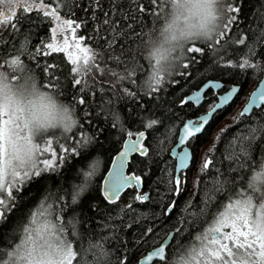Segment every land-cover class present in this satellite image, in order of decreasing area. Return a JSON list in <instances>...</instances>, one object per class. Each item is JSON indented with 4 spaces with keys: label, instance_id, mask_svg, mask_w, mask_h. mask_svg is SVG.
Instances as JSON below:
<instances>
[{
    "label": "trees",
    "instance_id": "16d2710c",
    "mask_svg": "<svg viewBox=\"0 0 264 264\" xmlns=\"http://www.w3.org/2000/svg\"><path fill=\"white\" fill-rule=\"evenodd\" d=\"M45 2L50 6L58 4L62 17L85 22L78 35L85 37V43L89 47L103 54V59L99 61L102 66L124 71L122 65L118 66L109 59L110 54L121 55L130 65H135L136 83L126 80L123 85H117L113 89L107 83L113 78L97 73L96 80L89 81L93 86L81 93L79 86L73 85L71 65L67 63L65 53L57 52L49 56L36 54V49L42 46V42H52L51 29L55 27L53 18L44 17L42 12L27 15L21 12L19 31L13 32L10 27L0 31V38L7 42L0 43V55L5 59L9 54H15V50L24 45L27 38L28 52L35 54L22 56L29 74L35 76L44 91L51 92L67 104L74 111L77 121L72 133H61L55 129L46 134L56 142L76 147L77 151L65 154V161L60 162L54 171H44V179L17 185L21 189L19 192L12 189L14 203L7 217L0 218V249L6 251L20 243L22 229L32 214L39 213L44 204H49L54 206L60 221L67 226L66 234L74 241V247L85 250L86 261L94 259L92 252L88 251L89 245L103 241L112 264H119L121 259L125 260V264H138L142 255L159 245L173 231L170 245L166 249L170 261L176 253L190 246L194 238L209 226L212 214L223 210L221 204L229 203V189L234 192L244 191L242 185H246L247 178L264 161V133L261 132H257L256 139L251 144V158L247 162L243 159L235 162L224 159L232 150L233 142H243L240 138L250 135L252 128L264 125V108L254 110L248 117H239L250 92L264 77V0H224L225 6L231 3L240 11L225 15H235L237 19L227 30L228 36L222 40L223 46L214 45L211 41H195L194 45H189L200 47L204 51L202 54H189L185 49L178 59L175 71L158 86L155 93H150L145 86L150 69L143 45L147 36L162 23L166 5H153L150 0H99V6L95 0ZM139 6L145 7L146 11L141 13ZM105 12L116 23V32L111 31L109 25H103ZM113 37L115 44L109 47L108 42ZM240 38L245 40V44L238 43ZM57 39L64 40L58 35ZM68 50L74 51L71 48ZM249 50L255 54L248 58L250 62L259 65L258 68L240 69L238 66H229L238 65ZM49 63L54 67L46 70ZM184 63L189 64L187 69L182 67ZM210 79L223 84L221 91L232 85L238 86L239 91L228 106L214 115L206 131L197 136L191 148L194 160L186 171L184 191L179 197H174L169 191L168 183L171 178L168 173L175 175L174 160L169 156L170 149L176 142L181 125L187 119L207 112L214 104L216 95L207 92L199 107L191 103L181 106L180 101ZM46 84L49 87H44ZM123 87L136 95L126 96L121 90ZM81 96L87 100L83 106L76 103ZM114 114L119 115V122L115 121ZM151 118H156L158 124L148 129L145 125ZM222 129L227 130L213 154L215 168L198 176L197 169L202 157L212 147ZM129 131L134 134L131 138L138 131L146 133L145 144L149 149V156L133 154L128 163V173H136L143 178L141 192H147L150 199L143 203L136 202V189L130 188L115 204H109L101 193L102 179L113 156L129 137ZM84 135L90 137V142L81 146L77 141ZM97 161L95 175L73 202V194L85 185L83 173ZM238 164H243V168L237 169ZM217 179L232 180V183L225 187L223 193H212L214 199L209 214L193 224L194 217L191 213L199 212L203 207L206 193L211 192ZM2 195L7 198V194ZM172 200L176 201L175 208L169 215H164ZM189 202L191 208L188 207ZM129 204L132 205L130 209L127 208ZM35 220H40L39 214L35 216ZM73 222L75 235L71 226ZM185 222L186 226H182ZM149 227L152 228V233L145 236ZM178 227H182L180 232L176 231ZM153 264L163 262L156 261Z\"/></svg>",
    "mask_w": 264,
    "mask_h": 264
},
{
    "label": "snow or ice",
    "instance_id": "6c2138e0",
    "mask_svg": "<svg viewBox=\"0 0 264 264\" xmlns=\"http://www.w3.org/2000/svg\"><path fill=\"white\" fill-rule=\"evenodd\" d=\"M150 2L153 5H166L167 0H150ZM95 3L99 6V0H95ZM226 9V13H238L240 11L231 3L226 5ZM139 11L143 13L146 9L139 6ZM21 12L26 15L32 12H42L44 17L51 16L53 18L56 27L51 29L52 42H42V46L36 49V54L49 56L57 52L65 53V59L71 65L70 72L73 77V85L79 86L81 93L86 92L93 86L89 81H95L97 73L101 76L110 75L113 79L107 81V83L113 89L117 85H123L126 80L132 84L136 83L137 69L135 65H130L121 55L110 54L109 59L113 60L118 66L122 65L124 68L122 72L100 64L99 61L103 59V54L89 47L85 43V37L78 35L85 22L62 17L59 14L58 4L50 6L45 0H0V31L5 27H10L13 32L19 31L18 24ZM104 16L103 25H109L111 31L116 32V23L109 18L110 14L105 12ZM93 18L95 19V16ZM225 19L226 22L219 33V38L210 40L214 45L223 46L222 40L227 38V30L236 21L237 17L231 15L225 16ZM58 30L64 35L62 41L57 39ZM69 36L71 40H69ZM194 42H190L189 45H194ZM0 43L7 42L0 38ZM238 43L243 45L245 40L240 38ZM108 44L109 47L113 46L115 37ZM69 48L74 51H69ZM45 49L48 51H45ZM203 51L202 48L196 46L186 48V52L189 54H202ZM25 54L35 55L28 52L27 38L25 44L15 50V54H9L7 59L0 55V77L7 74L10 78H15L19 75L26 81L35 82V76L29 74V70L22 60V56ZM254 54L252 50H249L238 65L230 64L229 66H238L240 69H256L259 65L250 62L248 58ZM147 59L150 72L148 81L145 83H148L150 93H155L161 82L165 80L160 68L162 57L151 54L147 56ZM53 67L54 65L49 63L46 70ZM182 67L187 69L189 64L184 63ZM170 75L171 73L168 74V76ZM261 83L262 87L252 93L248 104L239 113V117L246 116L251 112L253 106H258V102L259 105H264V81ZM44 87L47 88L49 85L46 84ZM221 87L220 83L210 80L198 91L188 96L187 99H182L180 105L184 106L192 102L199 107L205 99L204 94L206 91L211 89L215 94V90ZM121 90L126 96L136 95L126 87ZM237 93L238 89L233 87L227 94L217 95V101L214 102L206 114L196 119H190L183 124L177 142L179 150L177 151L176 148L172 150L173 158L176 160V174L168 173L171 177L168 183L172 196L179 197L184 191L186 170L191 167L194 160L191 148L197 136L206 131L207 126L211 123V118L228 106ZM76 103L83 106L87 103V100L84 96H81ZM114 119L119 122V115L114 114ZM56 124H59V127L55 129L69 134L77 126V121L73 120L71 113L65 109L58 120L50 119L39 125V127L52 128ZM157 124L158 120L151 118L145 127L151 129ZM37 129V124L25 116L23 107L12 108L9 104L0 103V218H6L7 213L11 210L12 203H14L13 188L19 192L21 189L17 185H25L28 181L34 179H44V171H54L60 162L65 161V154L77 151L76 147L61 144L51 137H47L48 131L39 132ZM226 130H221V133L214 139L212 147L202 157L201 164L197 169L198 176L215 168L213 154L216 152L219 146L218 142ZM257 132L264 133V125L252 128L250 135L240 138L243 142H233L232 150L224 159L229 162L243 159L247 162L251 158L250 147L256 139ZM133 135L131 131L128 132L129 137ZM145 140V131H138L135 133V139L125 140L123 150L112 161L113 170L109 173L101 189L104 199L109 204H115L119 200L121 192L127 188L136 189L134 198L136 202L143 203L150 199L148 193L140 191L143 178L136 173L125 174V166L128 163L130 154L138 153L143 157L149 156V149L145 144ZM89 142L90 137L87 135L82 136L81 140L77 141L81 146ZM243 166V164H238L237 169L243 168ZM97 167L98 161L91 164L90 168L83 173L85 185L73 194V202L79 197L91 177L95 175ZM216 171L219 172V169H216ZM220 175L223 176V173H220ZM234 179L235 177H233ZM231 183L232 180L228 179H217L215 181L211 192L206 193L203 207L200 208L199 212L191 213L194 217L193 224L196 220L209 214L214 199L212 193H223L225 187ZM242 187L245 188L242 192H234V190L229 189V203L226 205L221 204L223 210L213 213L209 226L194 238L190 246L176 253L173 259L169 261L166 247L161 244L148 253L143 260L139 261V264H148L154 258H158L163 264H264V161L247 178L246 185H242ZM4 191H7V198L2 195ZM175 203L176 201L172 200L168 204L164 215H169L173 211ZM188 207H192L190 202ZM127 208H132V205H127ZM37 214L40 215L39 221L35 220ZM71 226L73 235H75V223L73 222ZM182 226H186V222ZM181 230L182 227L176 229L177 232ZM66 233L67 226L60 221V216L56 213L54 206L44 204L40 212L33 213L26 226L23 227L20 243L6 251L0 249V253H3L0 255V264H74V262L75 264H112L110 253L105 249L103 241L89 245L88 251L92 252L94 256V259L89 262L84 259L85 250L82 247L76 249L74 241L69 239ZM151 233L152 228L149 227L145 232V236ZM165 244H167V241H165ZM119 264H125V260L121 259Z\"/></svg>",
    "mask_w": 264,
    "mask_h": 264
},
{
    "label": "clouds",
    "instance_id": "9594fccd",
    "mask_svg": "<svg viewBox=\"0 0 264 264\" xmlns=\"http://www.w3.org/2000/svg\"><path fill=\"white\" fill-rule=\"evenodd\" d=\"M166 8L162 23L147 36L143 45L147 56L162 57L160 68L165 79L175 71L180 55L190 42H207L219 36L227 11L224 0H167ZM145 86L148 88V83ZM0 103L12 108L23 107L25 116L37 124L39 132L59 127V124L52 128L39 125L50 119L58 120L65 109L75 120L74 111L58 96L44 91L37 80L26 81L19 75L0 77Z\"/></svg>",
    "mask_w": 264,
    "mask_h": 264
},
{
    "label": "water",
    "instance_id": "95a60500",
    "mask_svg": "<svg viewBox=\"0 0 264 264\" xmlns=\"http://www.w3.org/2000/svg\"><path fill=\"white\" fill-rule=\"evenodd\" d=\"M210 80H211V79H210ZM210 80L205 81V82H204V83H203L198 89H196V90H194L193 92L187 94V95L185 96L184 99H187L188 96H190V95H192L194 92L198 91V90H199V89H200L205 83H207V82L210 81ZM211 81H214V82L220 83V84L222 85V87H221L220 89L215 90V95H216V100H215V102L217 101V95H225V94H227V93H228L233 87H236V88L238 89V91H239V87L236 86V85H232L229 89L224 90V91H221L222 88H223V84H222L220 81H218V80H211ZM262 81H264V77H262V78L259 80V82L256 84L255 88L250 92V94H249V96H248V98H247V101H246L245 104L243 105L241 111H242L243 108L248 104V101H249V99L251 98L252 93L255 92L258 88L262 87V83H261ZM207 92H212V93L214 94V91L211 90V89H209L208 91L205 92L204 95H206ZM236 95H237V94H236ZM236 95L234 96L233 100L235 99ZM233 100H232V101H233ZM203 101H204V100H203ZM232 101H231V102H232ZM231 102H230V103H231ZM189 103L193 104L192 102H189ZM202 103H203V102H202ZM202 103H201V104H202ZM201 104H200V105H201ZM193 105H194V104H193ZM194 106H195V105H194ZM212 106H213V105H212ZM260 108H264V105H259V102H258V106H253L251 112H249V113H248L246 116H244V117H248V116H250L251 113H252L254 110H258V109H260ZM210 109H211V108H210ZM210 109H209V110H210ZM209 110H208V111H209ZM241 111H240V112H241ZM206 113H207V112L202 113V114H199V115H197L195 118H190V119H196V118H198L199 116L204 115V114H206ZM190 119H187L185 122H187V121L190 120ZM211 119H212V118H211ZM185 122H184V123H185ZM184 123H183V124H184ZM183 124H182L181 127L179 128V132H178V135H177L176 142H175V144L172 146V148L170 149V153H169V156L171 157V159L174 160V173H175V164H176V160L173 158L172 150H173L174 148H176L177 151L179 150V148H177V142H178L179 134H180V131H181V129H182ZM129 139H135V137H134V138L127 137L125 140H129ZM125 140H124V142H125ZM124 142H123L121 148L118 150V152L113 156V158H112V160H111V162H110V165H109V167H108L106 173H105L104 176H103L101 189H102L103 185L105 184V182H106V180H107V178H108V176H109V173L113 170V163H112V161H113V160L119 155V152L123 150ZM133 154H138V153H132V154H130L129 157H128V163H129V161H130V159H131V156H132ZM128 163H127L126 166H125V174H131V173H128ZM186 171H187V170H186ZM175 174H176V173H175ZM142 188H143V184H142V186H141L140 191H142ZM128 189H130V188H127V189H125L124 191H122L121 194H120V197H121V196L125 193V191H127ZM145 193H147V192H145ZM173 233H174V232L171 231V232H170V233H169V234H168V235H167V236H166V237L160 242L159 245H157L156 247L152 248V249L149 250L147 253H145L144 255H142V256L139 258V260H138V264H139V261L143 260V259L147 256L148 253H150L151 251L155 250V248L159 247L161 244H164L165 247H166V249H167V247L169 246L170 241H171V239H172ZM165 241H167V244H165ZM156 261H159L158 258H154L153 261L148 262V264H153V263L156 262Z\"/></svg>",
    "mask_w": 264,
    "mask_h": 264
},
{
    "label": "rangeland",
    "instance_id": "374dc122",
    "mask_svg": "<svg viewBox=\"0 0 264 264\" xmlns=\"http://www.w3.org/2000/svg\"><path fill=\"white\" fill-rule=\"evenodd\" d=\"M55 27H56V23H55ZM57 35L58 36H60L61 38H63L64 39V35H62L61 33H60V31L58 30V32H57ZM55 130V129H54ZM58 130V129H57ZM51 131H53V130H50V131H48V132H51ZM60 131V130H59ZM61 133H64V132H62V131H60ZM4 194H7V191H4L3 192ZM6 196V195H5ZM39 226V225H38ZM226 231H228V229H226Z\"/></svg>",
    "mask_w": 264,
    "mask_h": 264
},
{
    "label": "bare ground",
    "instance_id": "6f19581e",
    "mask_svg": "<svg viewBox=\"0 0 264 264\" xmlns=\"http://www.w3.org/2000/svg\"><path fill=\"white\" fill-rule=\"evenodd\" d=\"M200 87V86H199ZM215 95V94H214ZM170 245V244H169Z\"/></svg>",
    "mask_w": 264,
    "mask_h": 264
}]
</instances>
